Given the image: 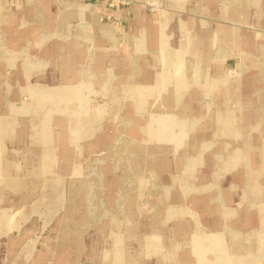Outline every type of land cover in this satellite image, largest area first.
I'll use <instances>...</instances> for the list:
<instances>
[{
	"label": "rangeland",
	"instance_id": "rangeland-1",
	"mask_svg": "<svg viewBox=\"0 0 264 264\" xmlns=\"http://www.w3.org/2000/svg\"><path fill=\"white\" fill-rule=\"evenodd\" d=\"M0 264H264V0H0Z\"/></svg>",
	"mask_w": 264,
	"mask_h": 264
}]
</instances>
